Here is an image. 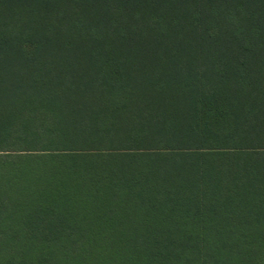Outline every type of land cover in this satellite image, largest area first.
<instances>
[{
    "label": "trees",
    "instance_id": "16d2710c",
    "mask_svg": "<svg viewBox=\"0 0 264 264\" xmlns=\"http://www.w3.org/2000/svg\"><path fill=\"white\" fill-rule=\"evenodd\" d=\"M0 264H264V0H0Z\"/></svg>",
    "mask_w": 264,
    "mask_h": 264
}]
</instances>
